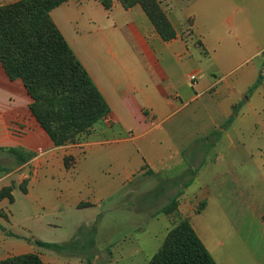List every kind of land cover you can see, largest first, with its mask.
Returning a JSON list of instances; mask_svg holds the SVG:
<instances>
[{"label":"crops","instance_id":"1","mask_svg":"<svg viewBox=\"0 0 264 264\" xmlns=\"http://www.w3.org/2000/svg\"><path fill=\"white\" fill-rule=\"evenodd\" d=\"M112 2L107 10L101 0H69L51 13L111 109L76 142L55 146L23 81L11 80L0 62V166L13 167L0 174V191L11 188L13 197L0 199V226L8 216L1 206L15 202L17 186L30 208L37 202L36 210L71 219L78 233L79 216L94 222L88 213L105 200L122 191L125 199L129 185L165 174L169 190L179 189L171 197L178 204L159 214L173 227L188 220L217 264H264V0H160L178 34L169 42L140 6ZM137 49L156 72L133 70ZM166 59L188 67L185 82L162 66ZM10 150L31 159L18 165ZM47 193L55 204L43 200ZM29 232L34 242L5 244L0 261L36 253L59 264L37 244L56 243ZM11 236L0 227V239Z\"/></svg>","mask_w":264,"mask_h":264},{"label":"trees","instance_id":"2","mask_svg":"<svg viewBox=\"0 0 264 264\" xmlns=\"http://www.w3.org/2000/svg\"><path fill=\"white\" fill-rule=\"evenodd\" d=\"M69 0H21L0 6V62L11 80H22L33 99L30 108L56 147L74 143L103 117L110 106L54 22L51 13ZM110 10L112 0H101ZM125 9L140 6L161 38L177 37L160 0H121ZM260 78L253 86L256 89ZM16 163L31 156L10 150ZM13 168L0 166V174ZM27 181L21 187L25 190ZM12 189L0 191V199L13 202ZM182 192H180L181 194ZM177 197L167 213L177 210ZM201 209L199 210V212ZM264 221V216H263ZM42 247L62 251L64 246L37 242ZM0 264H46L40 255L29 253L1 260ZM150 264H217L188 220H181L168 233Z\"/></svg>","mask_w":264,"mask_h":264},{"label":"rangeland","instance_id":"3","mask_svg":"<svg viewBox=\"0 0 264 264\" xmlns=\"http://www.w3.org/2000/svg\"><path fill=\"white\" fill-rule=\"evenodd\" d=\"M127 45L131 51V45L134 44L127 41ZM134 55L130 61L134 71L148 74L158 70V65L143 58L138 49L134 51ZM160 63L167 67L172 65L170 69H174L184 78V82L190 73L182 62L177 65L172 59H166L164 63ZM8 164L15 165V162ZM98 165L104 167L103 162ZM102 177L113 178V174L107 173ZM140 182L145 185H138L136 182L126 188L125 191L129 193L127 198L123 199V191L118 192L112 199L102 203L103 208L96 207L92 213H88L93 214L94 222L90 223L86 215L79 216L77 220L80 221L81 228L78 233L75 232L77 224L71 219L66 220L63 216L48 215L44 210H36L37 202L34 204L35 208H30L31 203H27L26 195L17 186L15 202L1 206L8 216H3L0 227L6 231L7 237H13L8 241L0 239V248L21 238L34 242L37 237L29 232V228L34 227L43 239L65 247L62 251H46L59 264H148L146 259L160 249L168 231L174 225L164 214L168 211L166 209L170 206L171 197L179 189L175 187L174 190H169L172 184L167 182L165 174L158 177L147 175ZM43 200L55 204L57 198L55 194L47 193ZM139 250L141 253H136ZM98 254L99 258L96 259Z\"/></svg>","mask_w":264,"mask_h":264},{"label":"built area","instance_id":"4","mask_svg":"<svg viewBox=\"0 0 264 264\" xmlns=\"http://www.w3.org/2000/svg\"><path fill=\"white\" fill-rule=\"evenodd\" d=\"M196 79H197V77H196L195 75H192V76H191V81H192V82H195ZM105 117H106V116H105Z\"/></svg>","mask_w":264,"mask_h":264}]
</instances>
